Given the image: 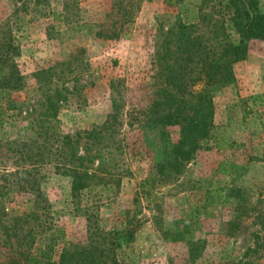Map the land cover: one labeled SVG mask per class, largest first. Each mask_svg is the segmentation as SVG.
Returning a JSON list of instances; mask_svg holds the SVG:
<instances>
[{
    "label": "rangeland",
    "instance_id": "rangeland-1",
    "mask_svg": "<svg viewBox=\"0 0 264 264\" xmlns=\"http://www.w3.org/2000/svg\"><path fill=\"white\" fill-rule=\"evenodd\" d=\"M199 1L0 0V82L11 72L24 84L0 93V104L6 94L33 103L30 74L80 50L87 71L79 68L67 83L71 95L59 129L74 133L101 124L115 100L114 142L121 147L112 154L120 152L129 172L118 183L104 176L73 194L70 177L49 164L37 171L36 192L20 189L16 155L5 143L15 138L13 116L0 128V204L6 210L21 213L35 200L65 241L82 245L87 215L100 229L129 231L122 264H264V44L249 40L244 59L231 67L233 79L209 89L208 136L176 157L173 169L168 151L178 143L179 128H147L152 102L170 89L163 70L167 32L197 21ZM256 4L264 12V0ZM162 146L158 162L167 169L158 173L152 159Z\"/></svg>",
    "mask_w": 264,
    "mask_h": 264
},
{
    "label": "trees",
    "instance_id": "trees-1",
    "mask_svg": "<svg viewBox=\"0 0 264 264\" xmlns=\"http://www.w3.org/2000/svg\"><path fill=\"white\" fill-rule=\"evenodd\" d=\"M197 12V21L177 23L167 32L163 70L170 89L152 102L147 115V128H179L178 143L168 151L170 169L176 157H186L191 146L208 136L212 117L209 89L233 79L231 67L244 59L249 40L264 44V12L257 9L256 0H200ZM79 68L87 71L77 50L68 60L30 74L33 103L1 96L6 103L0 104V128L10 117L17 120L15 138L5 143L6 152L16 155L15 185L20 189L36 192L37 171L49 164L70 177L73 194L104 176H112L118 183L129 173L120 152L116 157L112 154L121 147L118 139L114 142V125L118 124L115 100L114 111L101 124L74 133L59 129V113L71 95L67 83L75 81ZM21 79L18 73L3 76L0 93L21 91ZM165 148L152 159L158 173L167 169L166 162H158ZM261 158L264 160V149ZM85 221L86 242L82 245L65 241L63 231L46 221L35 200L30 209L16 214L0 204L4 255L0 264H122L119 255L131 242V232L100 229L88 215Z\"/></svg>",
    "mask_w": 264,
    "mask_h": 264
}]
</instances>
